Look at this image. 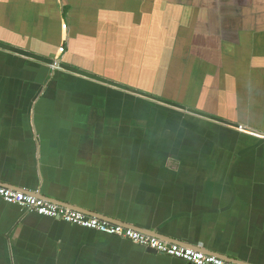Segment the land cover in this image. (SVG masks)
Listing matches in <instances>:
<instances>
[{"label":"crops","instance_id":"crops-1","mask_svg":"<svg viewBox=\"0 0 264 264\" xmlns=\"http://www.w3.org/2000/svg\"><path fill=\"white\" fill-rule=\"evenodd\" d=\"M0 185L264 264V0H0ZM0 264L189 263L0 197Z\"/></svg>","mask_w":264,"mask_h":264},{"label":"built area","instance_id":"built-area-1","mask_svg":"<svg viewBox=\"0 0 264 264\" xmlns=\"http://www.w3.org/2000/svg\"><path fill=\"white\" fill-rule=\"evenodd\" d=\"M64 47H60L63 51ZM57 66V65H55ZM243 130L242 126L238 127ZM0 197L12 204H17L27 211L39 215L54 217L81 227L94 229L110 235H118L160 254L181 259L189 264H237L224 260L212 254H207L192 248H186L175 243H169L156 237L135 231L119 224H113L83 212L70 209L64 205L54 203L41 197L0 185Z\"/></svg>","mask_w":264,"mask_h":264},{"label":"rangeland","instance_id":"rangeland-1","mask_svg":"<svg viewBox=\"0 0 264 264\" xmlns=\"http://www.w3.org/2000/svg\"><path fill=\"white\" fill-rule=\"evenodd\" d=\"M54 65V64H53Z\"/></svg>","mask_w":264,"mask_h":264}]
</instances>
